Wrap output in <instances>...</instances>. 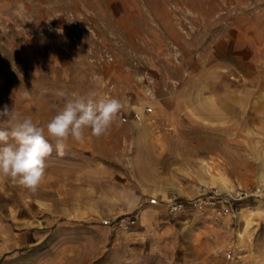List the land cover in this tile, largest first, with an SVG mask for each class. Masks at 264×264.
Instances as JSON below:
<instances>
[{
	"label": "rangeland",
	"instance_id": "1",
	"mask_svg": "<svg viewBox=\"0 0 264 264\" xmlns=\"http://www.w3.org/2000/svg\"><path fill=\"white\" fill-rule=\"evenodd\" d=\"M62 88L117 98L122 110L102 137L85 130L80 155L69 138L64 155L46 159L47 200L26 215L25 245L0 239V264H264L260 199L227 215L160 204L139 235L102 220L126 210L139 219L146 204L98 207L87 222L67 223L56 198L59 164L89 156L97 181L114 187L124 176L149 197L264 187V0H0V110L45 126L63 106L54 95ZM133 100L152 107L140 121L130 118Z\"/></svg>",
	"mask_w": 264,
	"mask_h": 264
},
{
	"label": "crops",
	"instance_id": "2",
	"mask_svg": "<svg viewBox=\"0 0 264 264\" xmlns=\"http://www.w3.org/2000/svg\"><path fill=\"white\" fill-rule=\"evenodd\" d=\"M130 106L133 111H138L137 106L139 108L142 107L140 111L143 112L146 107L141 102L134 100L130 102ZM144 114L146 113L144 112ZM214 117L215 123L220 127L219 123L222 120L219 118L221 116L216 114ZM227 127H232L233 129L234 121H232L231 126ZM71 143L76 145V147L71 148L73 157L83 153L78 151L79 148L85 149L81 142L73 139ZM87 143L92 144L96 143V141L88 139ZM109 149V147L105 148V154L109 153ZM92 154L95 156L94 154L96 153L93 152ZM89 159L90 156L86 163L73 161L72 164L78 167H69L70 163H67V165L59 164V197H56L59 200V209H62V211L59 210V221L67 223L87 222L93 218L94 209L98 207L112 208L120 205L132 209L140 204H146L136 225V228L138 227L142 232H132L140 235L145 230L148 232V230L153 228V222L149 220L151 213L147 212L148 209L161 204L168 210L166 203L173 197L178 196L172 190L156 191V196L154 197L160 203L151 204L148 202L151 197L147 195L150 191L148 192L138 181H129L127 177L123 176V178H118L119 181L114 187L110 186L111 179L106 177L97 181L95 160L93 157L91 160ZM115 159H118L119 163L122 162L121 149ZM48 181L47 166L44 178L35 192L13 184L9 179L0 178V239L5 238L13 249L26 244L30 224L26 215L31 212L33 201L43 203L47 200ZM97 182L101 183V186L97 185Z\"/></svg>",
	"mask_w": 264,
	"mask_h": 264
},
{
	"label": "clouds",
	"instance_id": "3",
	"mask_svg": "<svg viewBox=\"0 0 264 264\" xmlns=\"http://www.w3.org/2000/svg\"><path fill=\"white\" fill-rule=\"evenodd\" d=\"M54 95L63 100V106L45 126L29 115L21 116L15 107L4 105L0 110V178L32 192L38 190L53 151L64 155L65 142L69 138L82 141L85 130L97 138L107 134L123 107L117 98H97L94 93L78 95L62 88Z\"/></svg>",
	"mask_w": 264,
	"mask_h": 264
},
{
	"label": "built area",
	"instance_id": "4",
	"mask_svg": "<svg viewBox=\"0 0 264 264\" xmlns=\"http://www.w3.org/2000/svg\"><path fill=\"white\" fill-rule=\"evenodd\" d=\"M151 111V106H146L144 109L145 113ZM144 112L140 113L139 111L134 110L132 111L130 118L134 121H139L143 118ZM121 120L127 121L128 117L122 115ZM252 199H260L262 203H264V187H240L226 191H221L219 189L203 190L197 197L188 200L175 196L166 203V206L170 212L175 214L184 212L189 205L199 208L203 206H212L218 214L227 215L233 213L236 203ZM148 202L151 204L160 203L156 197H151ZM102 222L105 225H113L122 230L129 231L136 226L138 215L133 211L126 210L104 218ZM228 256H230L229 253Z\"/></svg>",
	"mask_w": 264,
	"mask_h": 264
},
{
	"label": "bare ground",
	"instance_id": "5",
	"mask_svg": "<svg viewBox=\"0 0 264 264\" xmlns=\"http://www.w3.org/2000/svg\"><path fill=\"white\" fill-rule=\"evenodd\" d=\"M139 112L142 113L143 111H139ZM141 119H142V118H141ZM141 119H140V120H141ZM140 120H139V121H140Z\"/></svg>",
	"mask_w": 264,
	"mask_h": 264
}]
</instances>
